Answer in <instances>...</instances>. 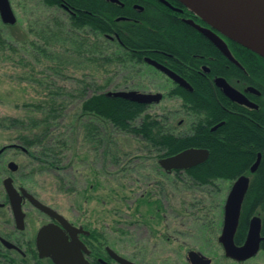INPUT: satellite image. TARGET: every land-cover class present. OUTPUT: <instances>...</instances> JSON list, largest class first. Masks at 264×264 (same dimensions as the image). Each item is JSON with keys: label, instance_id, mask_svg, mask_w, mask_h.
<instances>
[{"label": "flooded vegetation", "instance_id": "1", "mask_svg": "<svg viewBox=\"0 0 264 264\" xmlns=\"http://www.w3.org/2000/svg\"><path fill=\"white\" fill-rule=\"evenodd\" d=\"M113 3L126 9L128 13L119 16L117 20L130 19L140 23L141 19L144 18L142 14H148V11L160 6L168 14L189 24L202 35L204 34L189 20L201 26L212 28L210 24L180 0H133L130 2L119 0V2ZM9 4L16 16V22L18 19L34 17V12H41L47 20L59 21L61 17L69 18L77 15L82 10L73 5L71 0H9ZM30 13H33L31 14L33 16L29 17ZM16 22H4L0 11L1 25L11 26L16 24ZM2 30L4 29L0 28V31ZM121 31L124 32L123 30ZM142 31L152 33L154 40H157V30L155 28L137 30V32ZM220 35L226 40L238 63L230 60L217 46L216 49L243 71V74L229 67L226 70L221 69L220 56L214 49H202L199 50L200 52L196 50L189 57H184V52L181 49H176L175 51L168 50L154 42L146 46L138 45L137 48L126 49L123 47L129 53L128 55L141 59V66L134 63L129 67H124L123 64L119 66L120 69H126L130 73L129 77L124 76L125 81H127L125 85L129 81L132 84L138 85L131 86L130 88L124 87L123 90H138L161 94L159 101L146 105L149 107L150 113L154 118L168 122L169 125L164 126L165 129L170 128L171 134L174 131L176 136L181 137L183 140L196 132L194 129L195 125L198 126L206 119L203 113L191 112L186 101L187 92L194 91L193 83L197 82L200 78H207L213 84L215 101L219 106L232 115L251 119L250 115L252 111H259L263 102L262 84L256 85L252 83L253 77L251 72L242 64L230 45L232 40L223 34ZM204 36L215 45L206 35ZM105 37L108 40V44L115 46L117 49L121 48V45L116 42H120L117 30L114 29L113 33L106 34ZM147 58L157 61L189 82L192 89L182 86L168 73L149 63ZM217 78H224L230 85L241 91L250 101L256 103L257 107L233 101L224 93L223 88L216 83ZM148 80L150 87L147 84ZM165 100L174 102L177 104V107L175 109L166 107ZM29 110L34 109L29 108ZM177 119L178 122L175 124ZM188 122L190 123L189 128L184 129V124ZM224 123L225 120L216 122L211 127V130L218 129ZM203 124L205 125L206 123ZM0 128L16 131L17 128L22 127L7 124L0 125ZM23 129L22 138H19V133L16 132L8 142L0 144V264H125L124 260L132 264H152L145 260V258H142L138 252H130L125 244L115 241L109 235L108 224L97 217L95 212L93 214L91 205L87 204L85 207H82V205L77 206L75 199H73V203L71 202L68 206H65L59 198L45 195L44 170L45 168H57L58 164L52 166L46 163L43 139L41 140L43 134H40L42 131L38 130V126L26 125ZM33 132H38L40 136L36 138ZM106 132V129H104L105 134L100 137L101 144L96 140H86V142L95 149H98L104 144ZM119 133L132 136L141 141L139 137L125 133L124 131ZM142 142L147 146L146 142ZM152 149V151H155V148ZM104 155L106 156V162H108V151H104ZM168 156L171 155L155 157L158 166L157 170L149 173V176L153 178L152 181H149V186L153 187V189H150L152 193L158 192L166 195L168 190H170V188L167 189V185H172L173 178L184 180V186L188 183L189 173L187 170L189 168L169 170L160 163L161 159ZM253 164L250 165L245 173L241 174L250 177V185L254 178H256L257 170L259 169L258 166L257 170L252 172L251 167ZM62 190L64 192L76 191L73 186L60 189L59 193H63ZM144 195L145 193L139 199L150 201L144 198ZM69 197L71 198V194H69ZM157 208H161V206L157 205ZM250 220L245 235L243 234V239L240 242H236L235 240L236 245L242 246L245 243L249 232ZM223 226L224 215L223 219L217 222V225L213 227L211 225L210 227L208 225H201L200 228H202V232L208 229H212L213 234L218 232L216 239L223 251V258L230 260L231 264H248L261 252H264L263 239L259 251L254 256L246 259L227 256L219 238L223 231ZM238 231L239 225L235 238ZM261 234L264 236L263 230ZM191 250L199 251L211 258V264H218L219 259L217 255L213 257L200 249L189 248L185 240L184 254H179L174 259L170 257L165 258L164 261L158 260L155 264H193L189 259V252Z\"/></svg>", "mask_w": 264, "mask_h": 264}, {"label": "trees", "instance_id": "2", "mask_svg": "<svg viewBox=\"0 0 264 264\" xmlns=\"http://www.w3.org/2000/svg\"><path fill=\"white\" fill-rule=\"evenodd\" d=\"M71 2L82 9L77 15L61 17L59 21H44L37 30L39 39L29 41L38 52L37 55L39 54L38 57L35 56L37 60L44 56L54 62L48 66L53 75L67 76L69 64L74 69L86 66L94 69L119 67L121 64L129 67L132 63L141 66V59L128 55L123 47L137 48L138 45L146 46L154 42L168 50L181 49L184 57H189L196 50L200 52L202 49H214L220 56L221 69L229 67L243 74L204 35L168 14L160 6L151 9L148 14H142L147 18H142L138 23L130 19L117 20L119 16L128 13L126 9L108 0ZM148 28L157 30V40H154L152 33L137 32L138 29ZM114 29L120 36V42L116 41L121 45L118 49L108 44L105 37L106 34L113 33ZM6 43L7 40L0 34V46L4 47ZM230 45L242 64L251 72L252 83L262 84L264 94V57L234 41ZM86 75L84 72V77L78 79V87L73 90L58 86L59 91H49L43 99L26 103L27 108L36 111L35 115L3 119V125L21 126L16 130L19 138H22L26 125L38 126V130L42 131L40 134H43L41 140L43 139L46 163L52 166L63 162L64 156L68 157L72 149L69 137L77 138L79 133L84 140H96L101 144L100 137L104 136V129L109 128L118 133L124 131L139 137L146 142L148 149L155 148L152 152H156V156L174 155L189 147L207 148L210 152L208 159L187 170L189 177L185 186L197 187L209 193L218 189L219 180L233 182L245 173L260 152L262 159L257 176L245 196L235 240L240 242L243 239L249 220L256 214L262 217L264 233V98L260 110H253L251 119H244L219 106L215 101L213 84L207 78H200L193 83L194 91L187 92L186 101L191 112L203 113L206 119L198 126L195 125L196 132L183 140L174 131L171 134L170 128L165 129L168 122L154 118L146 104L108 96L107 92L113 90L109 88L112 85L110 77L105 84L100 85L97 81L86 80ZM48 85L51 88V84ZM72 100L80 102V107L75 111L70 107ZM221 120H225V123L212 131L211 127ZM65 123H68L66 126L69 128L67 134L70 132L68 137H64L62 133L59 135ZM33 133L36 138L40 136L38 132ZM174 180L177 182L182 179ZM146 202L153 205L151 201Z\"/></svg>", "mask_w": 264, "mask_h": 264}, {"label": "rangeland", "instance_id": "3", "mask_svg": "<svg viewBox=\"0 0 264 264\" xmlns=\"http://www.w3.org/2000/svg\"><path fill=\"white\" fill-rule=\"evenodd\" d=\"M31 14L29 17H36L18 19L11 26L0 24L4 29L0 34L7 40L6 46H0V125H3V119L35 115L36 111H30L26 103L43 99L49 91H59L58 86L66 90L77 88L78 79L84 77V72L86 80L97 81L100 85L110 77L112 85L109 88L113 90L138 86L130 81L125 85L124 76L129 77L130 73L114 66L74 69L69 64L67 76L53 75L48 66L54 62L44 56L38 61L39 54L29 43L39 39L37 30L48 20L41 12ZM165 102L168 108L177 107L174 102ZM70 107L75 111L80 102L72 100ZM177 122L178 119L175 124ZM66 125L68 123L62 125L59 135L69 136ZM189 125V122L185 123L184 129ZM106 131L104 144L98 149L90 146L79 133L77 138L69 137L72 149L68 157L64 156L65 160L57 168L44 170L45 195L59 198L65 206L73 203V199L77 206L91 205L93 214L95 212L106 221L109 235L115 241L125 244L130 252H138L152 264L184 254V240L189 248L200 249L213 257L217 255L218 264H231L223 258L216 239L218 232L213 234L212 229L202 232L200 226L213 227L223 219L224 205L233 182L219 180L218 189L209 193L197 187H186L182 180L174 182L173 178L172 185H167L170 190L166 195L152 193L149 181L153 178L149 173L157 170V154L132 136L111 128ZM16 132L0 128V144L8 142ZM104 151H108V162ZM70 186L76 191L59 193L60 189ZM143 193L144 198L154 202L153 205L139 199ZM248 264H264V252Z\"/></svg>", "mask_w": 264, "mask_h": 264}, {"label": "water", "instance_id": "4", "mask_svg": "<svg viewBox=\"0 0 264 264\" xmlns=\"http://www.w3.org/2000/svg\"><path fill=\"white\" fill-rule=\"evenodd\" d=\"M119 2V0H111ZM193 12L199 15L212 28L201 26L192 20L204 35H206L230 60L238 63L232 54L226 40L220 35L228 37L257 54L264 57V0H180ZM0 11L3 21L15 23L9 0H0ZM220 34H219V33ZM147 61L168 73L182 86L192 89L189 82L169 70L167 67L151 58ZM216 83L223 88L224 93L233 101L257 107L241 91L230 85L224 78H217ZM252 89V88H251ZM254 90V89H252ZM108 96L123 97L143 104L159 101L161 94L141 92L138 90H116L107 92ZM207 148L192 147L174 155L161 159L160 163L167 169L190 168L205 162L209 157ZM262 154L259 153L251 167L255 172L261 162ZM250 186V177L239 176L232 184L224 205V226L220 235V242L224 246L225 254L237 259H246L254 256L260 249L262 236V217L254 215L250 220L247 239L242 246L235 243V233L240 222L241 211L245 196ZM189 259L193 264H211L212 259L199 251L191 250ZM125 264H132L124 260Z\"/></svg>", "mask_w": 264, "mask_h": 264}]
</instances>
